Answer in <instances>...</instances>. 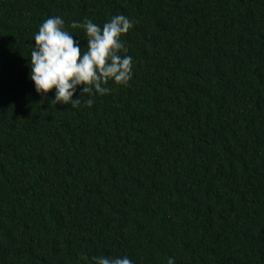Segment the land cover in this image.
Wrapping results in <instances>:
<instances>
[{"label": "trees", "instance_id": "16d2710c", "mask_svg": "<svg viewBox=\"0 0 264 264\" xmlns=\"http://www.w3.org/2000/svg\"><path fill=\"white\" fill-rule=\"evenodd\" d=\"M117 14L130 86L52 106L39 25L62 17L86 51L71 22ZM81 253L264 264V0H0V264Z\"/></svg>", "mask_w": 264, "mask_h": 264}, {"label": "clouds", "instance_id": "9594fccd", "mask_svg": "<svg viewBox=\"0 0 264 264\" xmlns=\"http://www.w3.org/2000/svg\"><path fill=\"white\" fill-rule=\"evenodd\" d=\"M70 27L83 30L86 51H82L60 16L44 20L34 35L30 79L38 94L46 98L54 89L55 97L49 101L52 106L61 104L78 108L83 102L91 108L94 95L110 93L109 82L120 87L130 86L134 60L127 55L128 48L122 36L134 27V21L117 14L102 27L87 18L83 23L72 21ZM78 86H82L79 87L80 96L74 99ZM85 96L90 98L84 100ZM79 259L90 264H133L128 256L89 258L81 253ZM167 264H175L174 258H168Z\"/></svg>", "mask_w": 264, "mask_h": 264}]
</instances>
